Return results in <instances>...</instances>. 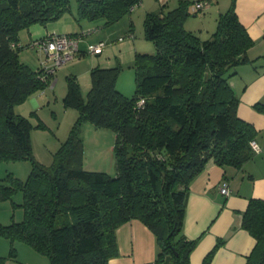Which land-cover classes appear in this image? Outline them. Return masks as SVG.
Wrapping results in <instances>:
<instances>
[{"label": "trees", "instance_id": "1", "mask_svg": "<svg viewBox=\"0 0 264 264\" xmlns=\"http://www.w3.org/2000/svg\"><path fill=\"white\" fill-rule=\"evenodd\" d=\"M76 2L77 22L103 20L110 27L141 0ZM185 5L180 0L173 10L146 15L144 36L155 52L135 55L132 96L116 87L117 65L90 69L85 98L77 78L67 76L63 104L78 117L46 167L33 157L31 122L14 107L49 82L39 78L40 68L20 61L18 33L61 18L69 1L0 0V163L32 164L25 181L9 174L0 182V202L17 192L23 197V220L0 226L11 244L27 243L49 264H108L117 254L116 228L139 220L156 241L155 259L147 264H190L199 241L182 231L190 183L210 159L222 168H241L255 154L250 142L258 132L238 116L239 98L228 83L237 67L253 63L247 55L253 41L238 20L235 0L204 40L184 29ZM253 108L264 113L262 102ZM84 123L113 130L114 176L82 168ZM241 227L255 240L246 264H264V199H249ZM222 243L217 241L202 264H210Z\"/></svg>", "mask_w": 264, "mask_h": 264}, {"label": "rangeland", "instance_id": "2", "mask_svg": "<svg viewBox=\"0 0 264 264\" xmlns=\"http://www.w3.org/2000/svg\"><path fill=\"white\" fill-rule=\"evenodd\" d=\"M69 9L63 13L62 17L57 20L47 21L45 23H34L28 28L20 30L18 33L19 45L23 46L19 51V59L28 65L31 69L37 70L41 63L45 60V56L29 44L41 39L47 34H63L71 28L80 30L77 24V2L76 0H68ZM165 7L159 0H141L139 6L130 13L124 15L114 26L103 27V20L94 22H84L83 25H89L93 32L88 34L81 41L80 46L98 43L100 41L108 44L103 47L100 54H86L83 57H74L72 60L62 64L56 71V83L51 88L49 84L43 90L33 93L25 101L15 105L16 114L22 115L29 119L33 128L31 130V143L34 159L44 165L50 166L53 163V156L66 141L69 133L78 117V111L66 108L63 104V98L66 94V78L70 74L78 73L77 81L80 85L82 96L85 98L90 88L89 63H99L101 59L109 60L107 64H94L101 67L119 66L120 74L117 79V89L126 97L133 95L136 87L134 61L136 54H154V43L144 36V19L147 14L160 15L161 12H167L175 9L180 0H167ZM186 5L187 15L183 20L185 30L192 31L201 39H208L215 31L217 22L210 20V9L216 8V4H220L221 12L227 10L230 0H207L208 5L202 11L196 13L191 12L192 6L197 1L205 0H182ZM217 1V2H216ZM215 6V7H213ZM131 18V23L129 19ZM69 25H71L69 27ZM113 28V30H112ZM114 32L110 36L111 39L120 37V39L110 44L103 38L98 40V34L101 32ZM131 35V36H129ZM85 40V42H83ZM114 41V40H113ZM138 50L144 51L137 53ZM83 44V45H82ZM128 48V49H127ZM101 63V62H100ZM233 70H230L232 72ZM55 78V79H56ZM254 111H256L253 108ZM258 112V111H256ZM258 134V133H257ZM258 141L264 144V132L259 133ZM80 137L83 141L82 151V168L87 171L104 172L110 176H114L116 172L115 158L113 154V145L115 135L110 128H98L91 123H84L80 128ZM264 147V146H262ZM250 166L255 163L262 164L264 160V151L254 154ZM257 168L259 169L260 166ZM32 168L29 159H21L17 161H7L0 163V182L6 176L11 174L12 177L25 181L30 174ZM23 197L17 192L12 200L0 202V226H7L14 222H21L24 218V209L20 204ZM12 248L14 249L13 253ZM0 264H49L47 256L38 253L27 243L20 240H13L12 244L9 238L0 235Z\"/></svg>", "mask_w": 264, "mask_h": 264}, {"label": "crops", "instance_id": "3", "mask_svg": "<svg viewBox=\"0 0 264 264\" xmlns=\"http://www.w3.org/2000/svg\"><path fill=\"white\" fill-rule=\"evenodd\" d=\"M159 2L164 3V7L168 3L167 0ZM215 6L216 8L210 9V12L213 11L209 19L217 22L222 12L219 3ZM235 12L253 41V45L247 51L253 63L237 67L236 74L229 78L228 83L239 98L238 116L254 126L258 132L255 141L264 149L262 147L264 144L258 141V136L261 135L259 133L264 132V113L253 110L254 104L264 103V0H235ZM129 22L131 23V18ZM83 23L77 22L80 26L79 32L75 31L74 27L63 34L79 35L91 28L89 25L84 26ZM112 30L103 34L101 31L98 35L102 37H98V40L103 38L110 44L120 39V37L111 39L110 36L114 33ZM87 38L89 37L85 40ZM138 48L136 46L137 53L144 52ZM80 49L82 52L75 56L77 58L86 55L83 53L85 46H80ZM100 62H90L89 70L96 66L94 64H107L109 60L101 59ZM74 76L78 78L79 74L75 73ZM55 78L56 75L54 84L57 81ZM251 160L253 159L247 161L241 168L232 166L222 168L210 159L202 172L190 183L182 231L187 239L199 238L190 254V264H202L206 254L219 240L223 243L214 253L210 264H246V258L252 251L255 240L242 229V214L249 199H264V162L255 163V166L251 167ZM256 165L260 168L258 169ZM223 186L228 189L227 195L220 192ZM115 240L117 254L108 260V264H147L155 259L157 251L155 237L139 220H130L118 226L115 230Z\"/></svg>", "mask_w": 264, "mask_h": 264}, {"label": "built area", "instance_id": "4", "mask_svg": "<svg viewBox=\"0 0 264 264\" xmlns=\"http://www.w3.org/2000/svg\"><path fill=\"white\" fill-rule=\"evenodd\" d=\"M208 1H197L194 6H192L191 11L196 13L204 9ZM135 8H131V12ZM92 30H86L82 32L81 35H65V34H47L41 39L32 41L29 46L36 49L41 54L45 56V60L41 63L40 70L41 73L38 75L42 81H48L51 88L54 86V76L57 69L66 62L72 60L78 53L80 49L81 41L85 36L92 33ZM106 44L102 41L98 43H92L87 45L85 51L87 54L96 55L99 54ZM144 103L143 99L138 101V105ZM251 149L254 153H260L262 149L255 140L250 142ZM220 192L224 195L228 194V189L226 186L220 188Z\"/></svg>", "mask_w": 264, "mask_h": 264}]
</instances>
